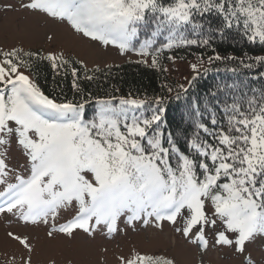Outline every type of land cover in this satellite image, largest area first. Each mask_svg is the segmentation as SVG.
I'll return each mask as SVG.
<instances>
[{
    "label": "snow or ice",
    "instance_id": "6c2138e0",
    "mask_svg": "<svg viewBox=\"0 0 264 264\" xmlns=\"http://www.w3.org/2000/svg\"><path fill=\"white\" fill-rule=\"evenodd\" d=\"M23 7L66 20L76 33L115 45L121 54L144 57L139 63L151 57L153 67L165 49L208 46L206 25L222 37L237 28L250 43L264 45V0H28ZM210 17L220 23L212 27ZM38 55L0 50V214L32 224L48 225L51 218L49 237L74 236L75 229L88 236L106 229L111 235L122 218L133 230L136 222L159 229L167 221L201 250L209 248L210 233L211 246L228 248L243 257L241 264H264V257L252 254L264 248V95L246 107L235 99L223 108L219 102L204 111L197 106L190 113L191 130L177 135L166 126L163 97L147 105L124 97L119 105L98 100L92 118L85 116L86 99L50 98L21 71L31 69L24 57ZM245 57L252 62L220 55L208 61L264 67V55ZM42 59L57 72L68 64L53 53ZM190 67L199 75L197 64ZM71 71L75 77L76 69ZM73 87L79 90L75 80ZM179 88L187 91L183 84ZM13 144L24 150V174L6 163ZM69 207L75 215L57 227L59 211ZM8 236L32 251L26 238ZM122 264L174 261L137 253Z\"/></svg>",
    "mask_w": 264,
    "mask_h": 264
},
{
    "label": "rangeland",
    "instance_id": "374dc122",
    "mask_svg": "<svg viewBox=\"0 0 264 264\" xmlns=\"http://www.w3.org/2000/svg\"><path fill=\"white\" fill-rule=\"evenodd\" d=\"M28 0H0V50L13 48H39L47 55L79 58L86 66L110 65L126 58H135L129 51L121 54L112 44L103 45L89 37L76 33L65 20L63 22L39 14L23 7ZM6 5H12L6 8ZM191 60L179 63V68L190 71ZM184 71V72H185ZM190 74V73H189ZM23 149L13 144L6 163L9 167L23 173L25 156ZM72 207L61 209L56 218L57 227L73 218ZM179 220V218H178ZM49 224L25 223L11 213L0 214V264H122V258L130 259L139 253L161 259H172L174 264H241L243 257L233 254L228 248L211 246V234H208L210 246L201 250L197 244L189 243L174 226L167 221L162 227H142L136 222V229L125 227L123 218L119 222V231L111 235L107 230L97 231L88 236L82 230L75 229L74 236L64 233L47 235ZM179 226V223L176 225ZM26 238L32 249L24 248L17 240L8 236ZM252 254L257 260L264 257V248L255 247Z\"/></svg>",
    "mask_w": 264,
    "mask_h": 264
},
{
    "label": "trees",
    "instance_id": "16d2710c",
    "mask_svg": "<svg viewBox=\"0 0 264 264\" xmlns=\"http://www.w3.org/2000/svg\"><path fill=\"white\" fill-rule=\"evenodd\" d=\"M210 19L212 27L220 23L219 17H210ZM207 27L206 25L202 35L211 37L208 46L194 45L165 49L158 57L156 67L151 65V57L146 58L148 63H139L138 61L145 58L132 51L129 52L134 54L135 58H126L103 66H86L79 58L68 54L57 56L58 62L68 61V64L57 72L51 67L50 61L42 59L46 55L39 48L17 49L39 54L32 58L24 57L31 64V69L22 68L21 71L30 75L41 91L50 98H55L57 102L77 103L82 98L86 99V118L94 116L98 108V100L111 101L113 105H119V98L124 97L136 99L138 102L144 101L147 105L152 104L156 97H163L166 126L169 131L181 135V129L191 130L190 113L197 106L204 111L205 108L216 106L219 102V107L223 108L224 102L231 104L235 99L246 107L249 99L259 100L264 95V77L260 76V73L264 72V67L257 65L252 69H246L238 63V60L224 59L211 63L208 61L209 57L220 55L245 58L246 62L251 63L252 61L247 60L245 54L249 57L264 55V45L259 42L250 43L237 28L228 30L222 37L217 32L209 33ZM185 35L189 38H197L190 32H185ZM168 56L173 59H167ZM187 60L198 65L199 75L191 68L188 72L183 67L179 68V63ZM72 68L77 71L75 77L72 75ZM193 77H195L194 83L189 85ZM74 80L79 90L73 87ZM181 84L187 89L186 92L179 88ZM169 88L172 91H168ZM212 93L215 95H211ZM113 97L116 99H112ZM207 118L208 113L205 112L203 119Z\"/></svg>",
    "mask_w": 264,
    "mask_h": 264
}]
</instances>
